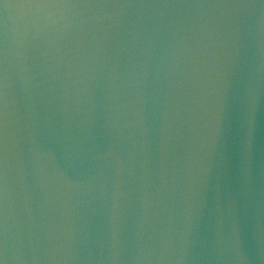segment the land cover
Segmentation results:
<instances>
[{
  "label": "water",
  "instance_id": "1",
  "mask_svg": "<svg viewBox=\"0 0 264 264\" xmlns=\"http://www.w3.org/2000/svg\"><path fill=\"white\" fill-rule=\"evenodd\" d=\"M0 264H264V0H0Z\"/></svg>",
  "mask_w": 264,
  "mask_h": 264
}]
</instances>
